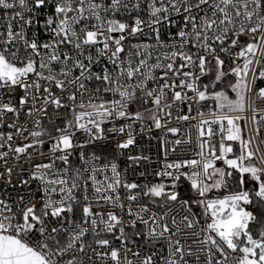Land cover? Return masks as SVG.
I'll use <instances>...</instances> for the list:
<instances>
[{
    "label": "snow or ice",
    "instance_id": "6c2138e0",
    "mask_svg": "<svg viewBox=\"0 0 264 264\" xmlns=\"http://www.w3.org/2000/svg\"><path fill=\"white\" fill-rule=\"evenodd\" d=\"M0 264H264V0H0Z\"/></svg>",
    "mask_w": 264,
    "mask_h": 264
}]
</instances>
